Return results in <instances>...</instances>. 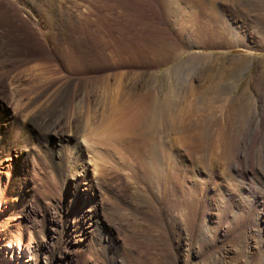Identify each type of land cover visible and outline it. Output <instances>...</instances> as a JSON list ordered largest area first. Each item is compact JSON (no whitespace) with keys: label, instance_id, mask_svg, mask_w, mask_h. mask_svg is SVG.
Listing matches in <instances>:
<instances>
[{"label":"rangeland","instance_id":"obj_1","mask_svg":"<svg viewBox=\"0 0 264 264\" xmlns=\"http://www.w3.org/2000/svg\"><path fill=\"white\" fill-rule=\"evenodd\" d=\"M42 1L72 65L39 10L0 0V232L29 250L0 264H264V170L239 158L264 112V0ZM68 79L87 139L25 115ZM146 101L152 140L129 113Z\"/></svg>","mask_w":264,"mask_h":264},{"label":"bare ground","instance_id":"obj_2","mask_svg":"<svg viewBox=\"0 0 264 264\" xmlns=\"http://www.w3.org/2000/svg\"><path fill=\"white\" fill-rule=\"evenodd\" d=\"M23 1L26 4H28L29 7L32 8L34 11L36 10L37 12L39 10L41 13L42 19L41 20L38 19L39 24H44L43 26L47 28V32H46L47 34L45 35L44 33V37L42 41L47 43L51 42L55 46L58 45L57 51L60 52V54L64 58V61L67 64L72 65V61L70 60L67 61L66 60L67 57H65L69 55L68 53H71L68 49V46H70V44L63 39L61 32L57 30L59 27H58V23H56L57 18L55 16V13H53L54 11L51 12V10H49L48 8L49 6L46 7L45 4H43V1L41 2V0H23ZM20 21L25 22L24 19H20ZM13 49L15 50L16 47L8 48L10 53H13ZM16 56L17 55H14L13 57ZM8 57L9 55H7V58ZM8 59L16 60L15 58H8ZM17 60L22 61L21 58ZM71 81H72L71 79H68L67 82H61L58 84L55 82L40 84L34 87L28 94L25 95V97L27 98L24 108L26 113L25 115H27L28 118H30V120L33 122L39 121L38 124L41 125V127L44 129L42 130L43 131L42 136L46 137L47 133L54 127H60L62 132H71L73 135H77L79 132H81V136L82 135L84 136L83 139H87L88 137H90L89 135H91L94 132V128H91L90 126L87 129V125H88L87 122L83 123V129L81 130V128L79 127L81 121L79 117L80 115H78V113H75L71 110L72 107H70L71 105L69 103L70 102L73 103L74 97L75 99L77 97H80L82 91H84L85 89L83 83L79 82L77 88L72 94V98L70 99V94L72 90ZM115 94H117V91ZM29 95L31 96L29 97ZM67 104H69L70 106L68 105V107H66ZM78 104H80V102ZM129 113L131 116L130 118H132L131 125H133L134 123L136 125L138 124L141 125V127L149 131L147 138L149 140L150 139L152 140L153 135L152 133H150V131L153 128L155 119H154V110L152 109L151 101H146L139 108L134 109L133 107L132 112ZM121 127H122L121 125H116V127H114L112 130L117 131ZM103 133L110 138L116 135L111 132L110 133L103 132ZM223 134L225 136V142L228 143V141H230L228 138L231 137H229L227 131L224 132ZM25 137L30 139L29 143L33 144L36 147L37 151H40V147H41L39 144L40 138L38 136L37 139L32 138V135H25ZM202 138H203L202 136L198 137L199 142H201L200 144L204 143L202 141ZM242 138H243L244 147L242 149V153H241L242 155H239V158L244 160V163L247 164L246 166L251 172L255 171V164L261 167V170H264V112L261 116H259V118L256 119L254 128L251 129L250 131L248 130L247 133L244 136H242ZM35 143H37L38 145ZM58 152L61 153V151L59 150ZM44 155L49 162H54L56 166H58V168L61 167L62 163L60 164V162L62 161L60 154H59L60 159H55V157L53 156L54 152L52 151L48 152L47 150L46 153L44 152ZM21 233L22 232L14 235L12 234V231L9 227H4L0 232L1 240L4 239V243L3 242L0 243V258L3 263L6 262L5 256L13 258L16 251L18 253L17 256L19 258L21 256L20 254L22 250L23 252L25 251L28 253L29 250L26 244L22 242ZM4 252L5 255L3 256L2 253Z\"/></svg>","mask_w":264,"mask_h":264}]
</instances>
